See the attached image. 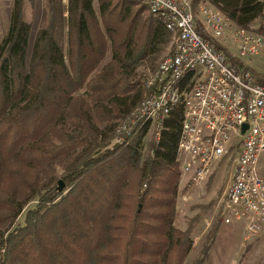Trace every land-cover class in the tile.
Segmentation results:
<instances>
[{
    "label": "trees",
    "instance_id": "1",
    "mask_svg": "<svg viewBox=\"0 0 264 264\" xmlns=\"http://www.w3.org/2000/svg\"><path fill=\"white\" fill-rule=\"evenodd\" d=\"M115 1L46 0L47 24L33 40L21 0L14 4L0 40V264L208 259L206 246L187 262L193 226L176 224L182 108L148 158L141 143L149 124L125 148L105 150L112 120L150 93L129 82L141 54L172 34L153 14H133L137 1ZM211 1L246 27L264 11L258 0ZM58 164L70 188L57 182Z\"/></svg>",
    "mask_w": 264,
    "mask_h": 264
},
{
    "label": "built area",
    "instance_id": "2",
    "mask_svg": "<svg viewBox=\"0 0 264 264\" xmlns=\"http://www.w3.org/2000/svg\"><path fill=\"white\" fill-rule=\"evenodd\" d=\"M135 1L170 30L175 47L146 81L150 93L118 125L117 140L129 143L149 124L158 144L181 107L176 161L190 183L207 180L214 164L237 150L215 216L240 222L248 242L264 230V11L258 26L246 27L209 2Z\"/></svg>",
    "mask_w": 264,
    "mask_h": 264
},
{
    "label": "rangeland",
    "instance_id": "3",
    "mask_svg": "<svg viewBox=\"0 0 264 264\" xmlns=\"http://www.w3.org/2000/svg\"><path fill=\"white\" fill-rule=\"evenodd\" d=\"M15 2L16 0H0V40L8 31L10 16ZM21 2L24 19L32 25L33 40L41 28L47 24V2L46 0H21ZM63 2L67 5L69 0H63ZM201 2L213 3L211 0H202ZM132 10L133 14L139 13L145 16V18L151 15L142 2H135ZM64 16L65 18L69 16L67 10H65ZM258 24H254L253 26L256 27ZM143 43L144 40L142 39L141 47ZM174 47L175 38L171 34L170 41L162 45L160 50L151 54H141L142 58L139 59L135 70L136 76L132 77L129 82L131 84L134 83L137 87L148 89L146 81L159 67L163 59L173 52ZM127 115L112 120L114 129L109 132L111 137H109V144L105 150L114 148L117 145L125 148L128 144V142L125 144L118 142L116 136L118 125L122 123ZM134 137H131L129 144L132 143ZM156 137L155 128L153 126L149 127L141 143L143 159L153 154L154 146L157 144ZM236 151L230 152L222 160L217 161L208 179L201 184L190 183L187 176L180 174L176 202V224L182 229H186L192 224L194 234L193 250L187 258L188 263L200 255L203 247L208 246L209 255L205 264H264V230L250 241H243L241 234L242 225L240 222L225 224L215 216L219 202L229 184ZM56 168L58 172L57 182L61 180L66 184L67 188H70L69 179H66L64 176L65 169L59 164L56 165ZM147 180L143 183V188L147 187L144 185L148 183Z\"/></svg>",
    "mask_w": 264,
    "mask_h": 264
},
{
    "label": "water",
    "instance_id": "4",
    "mask_svg": "<svg viewBox=\"0 0 264 264\" xmlns=\"http://www.w3.org/2000/svg\"><path fill=\"white\" fill-rule=\"evenodd\" d=\"M246 128H247V125H244V127H243V132L246 130Z\"/></svg>",
    "mask_w": 264,
    "mask_h": 264
}]
</instances>
